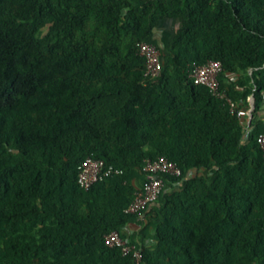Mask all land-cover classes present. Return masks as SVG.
<instances>
[{
	"label": "trees",
	"instance_id": "trees-1",
	"mask_svg": "<svg viewBox=\"0 0 264 264\" xmlns=\"http://www.w3.org/2000/svg\"><path fill=\"white\" fill-rule=\"evenodd\" d=\"M173 19L161 76L144 84L137 44ZM210 60L238 110L250 96L259 108L264 0H0V264H134L104 237L136 222L125 209L159 156L182 174L163 176L140 224L154 248L130 238L141 264H264V123L245 138L193 83L188 65ZM89 156L123 174L81 189Z\"/></svg>",
	"mask_w": 264,
	"mask_h": 264
},
{
	"label": "built area",
	"instance_id": "built-area-1",
	"mask_svg": "<svg viewBox=\"0 0 264 264\" xmlns=\"http://www.w3.org/2000/svg\"><path fill=\"white\" fill-rule=\"evenodd\" d=\"M137 52L145 60L144 84L156 83L163 68V52L154 43L142 41L137 44ZM222 64L216 60L207 61L204 64L191 63L188 65L189 78L195 85L207 87L211 94L222 100L229 108L232 115L240 119L245 113L238 110L235 102L221 91L219 76L222 73ZM249 103L248 116L251 115L252 104ZM257 144L262 152L264 160V132L257 136ZM145 181L137 188L134 197L125 209V213L135 217V223L141 224L146 221L147 211L150 205L154 204L164 188L163 176L180 177V168L165 156L156 159H146L143 165ZM123 170L113 165H107L103 160L89 156L78 166L77 180L79 187L85 191L89 190L96 183L114 176L122 175ZM104 242L107 247L120 249L123 255H132L134 264L142 263V252L135 245L121 237L119 232L113 231L105 235Z\"/></svg>",
	"mask_w": 264,
	"mask_h": 264
},
{
	"label": "crops",
	"instance_id": "crops-1",
	"mask_svg": "<svg viewBox=\"0 0 264 264\" xmlns=\"http://www.w3.org/2000/svg\"><path fill=\"white\" fill-rule=\"evenodd\" d=\"M180 26V20L178 19H173V20H163L160 21L155 28V37L153 39V42L156 43L161 47V50H165L168 48L170 40L174 36L176 30ZM248 75H251V71H248ZM244 77L243 74L237 73V74H230L227 75V82H235L239 78ZM236 89L239 91H242L243 88L236 86ZM248 104L250 102H253L252 104V111L251 115L248 116L247 111L249 110H240L244 112L245 114L239 119L243 130L245 132V138H247L248 134L250 131L254 128V126L258 123H264V93L261 95V99L259 101V108H255V98L253 96L248 97L247 99ZM239 105V104H238ZM237 105V106H238ZM240 108V106H238ZM150 211V209L148 210ZM142 225L136 224V223H129L127 224L123 229L122 233L125 235V240L130 241L131 237H135V241L141 246L145 248H154L155 246V241L152 239L151 236H142L141 235V230H142ZM154 232L153 230H150V235H153Z\"/></svg>",
	"mask_w": 264,
	"mask_h": 264
},
{
	"label": "rangeland",
	"instance_id": "rangeland-1",
	"mask_svg": "<svg viewBox=\"0 0 264 264\" xmlns=\"http://www.w3.org/2000/svg\"><path fill=\"white\" fill-rule=\"evenodd\" d=\"M48 31V26L43 29V32L46 33ZM163 57H165V54L163 53Z\"/></svg>",
	"mask_w": 264,
	"mask_h": 264
}]
</instances>
